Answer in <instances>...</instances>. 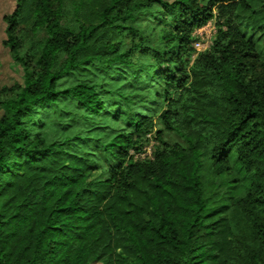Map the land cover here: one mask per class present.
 Returning <instances> with one entry per match:
<instances>
[{
	"label": "trees",
	"instance_id": "1",
	"mask_svg": "<svg viewBox=\"0 0 264 264\" xmlns=\"http://www.w3.org/2000/svg\"><path fill=\"white\" fill-rule=\"evenodd\" d=\"M4 19L23 81L0 86V264H264V0H18ZM145 74L163 130L126 109Z\"/></svg>",
	"mask_w": 264,
	"mask_h": 264
},
{
	"label": "rangeland",
	"instance_id": "2",
	"mask_svg": "<svg viewBox=\"0 0 264 264\" xmlns=\"http://www.w3.org/2000/svg\"><path fill=\"white\" fill-rule=\"evenodd\" d=\"M172 1V0H171ZM18 5V0H0V86L1 85H11L14 82L23 81V70L21 66L14 63L10 48L5 44L7 39V24L4 19L5 15L12 14ZM144 26V25H143ZM216 21L213 19L206 23L204 26L195 30V36L205 42V45H211V41L216 33ZM148 33H153L151 28L148 29ZM157 36L153 37V40ZM156 46L155 43H153ZM208 46V47H209ZM207 47V48H208ZM149 63V61L145 60ZM135 89L133 91L134 98V107H126L128 110L138 111L147 116H150L155 123V129H164L160 121V114L165 106V103L158 94L162 90V83H158L155 79H148L145 74L142 79L134 85ZM124 120V119H123ZM102 134H108V131L103 132ZM164 138L171 143L174 142H183L176 133L164 131ZM152 144L147 147V151L143 156L152 155ZM83 153L89 152L90 147L86 146L82 148ZM98 158L102 164L107 167L108 164L105 160V156L102 153H98ZM93 264H101L99 262Z\"/></svg>",
	"mask_w": 264,
	"mask_h": 264
},
{
	"label": "built area",
	"instance_id": "3",
	"mask_svg": "<svg viewBox=\"0 0 264 264\" xmlns=\"http://www.w3.org/2000/svg\"><path fill=\"white\" fill-rule=\"evenodd\" d=\"M212 42V41H211ZM205 42H203L202 40L198 39L197 42H196V49L198 51H203V50H206L207 47L209 46L208 44L205 45L204 44ZM209 48V47H208Z\"/></svg>",
	"mask_w": 264,
	"mask_h": 264
}]
</instances>
